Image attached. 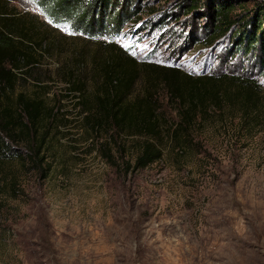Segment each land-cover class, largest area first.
Here are the masks:
<instances>
[{
    "label": "rangeland",
    "instance_id": "1",
    "mask_svg": "<svg viewBox=\"0 0 264 264\" xmlns=\"http://www.w3.org/2000/svg\"><path fill=\"white\" fill-rule=\"evenodd\" d=\"M7 1L51 38L50 54L18 89L40 91L58 116L40 126L45 177L16 155L0 159V264H264V120L246 135L214 116L194 133V148L176 153L164 142L159 160L125 171L140 139L90 132L81 94L66 84L72 68L87 95L95 90V64L109 49L101 41L113 40L141 63L245 73L264 86L257 50H238L264 0H229L235 23L211 43L205 35L218 32L212 14L225 0H199L194 10L191 0H131L137 12L114 39L53 22L35 0ZM137 77L133 95L144 87ZM165 111L172 119L175 105ZM14 146L25 156L23 142Z\"/></svg>",
    "mask_w": 264,
    "mask_h": 264
},
{
    "label": "trees",
    "instance_id": "2",
    "mask_svg": "<svg viewBox=\"0 0 264 264\" xmlns=\"http://www.w3.org/2000/svg\"><path fill=\"white\" fill-rule=\"evenodd\" d=\"M35 1L53 22L68 24L71 30L91 39L116 38L127 17L138 9L131 0ZM198 1L191 0V10L197 8ZM238 6L244 8L245 4ZM234 8L225 0L214 9V27L210 31L218 32L206 33L204 43L215 41L231 29ZM261 10L252 16V29L240 39L238 50L256 49V59L264 66V8ZM35 20L38 18L20 13L7 0H0V159L16 155L45 177L47 129L41 131L40 126L51 124L58 110L40 91L30 94L18 89L51 50L49 33L39 31ZM101 43L109 49L105 58L95 64V90L87 95L83 79L74 75L72 68L66 84L77 92L76 98L81 94L78 104L90 132L140 139L136 153L124 162L125 171L141 170L159 160L164 142L176 153L194 148V133L204 129L205 121L214 116L226 123L221 124L223 127L227 120L234 121L233 131L246 135L264 120V86L252 75L225 71L195 76L174 66L141 63L113 40ZM141 73L145 75L144 87L140 94L133 95L132 88ZM38 86L39 90L46 88ZM159 91H164L167 103L175 105L172 119H168L167 103H163ZM21 142L25 156L12 152L14 145Z\"/></svg>",
    "mask_w": 264,
    "mask_h": 264
}]
</instances>
